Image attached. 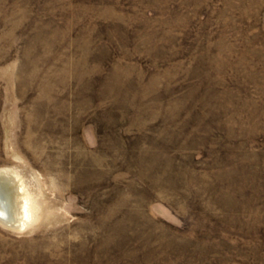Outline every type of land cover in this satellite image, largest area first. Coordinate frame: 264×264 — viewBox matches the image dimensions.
<instances>
[{
	"label": "rangeland",
	"instance_id": "rangeland-1",
	"mask_svg": "<svg viewBox=\"0 0 264 264\" xmlns=\"http://www.w3.org/2000/svg\"><path fill=\"white\" fill-rule=\"evenodd\" d=\"M0 264H264V0H0Z\"/></svg>",
	"mask_w": 264,
	"mask_h": 264
},
{
	"label": "bare ground",
	"instance_id": "bare-ground-1",
	"mask_svg": "<svg viewBox=\"0 0 264 264\" xmlns=\"http://www.w3.org/2000/svg\"><path fill=\"white\" fill-rule=\"evenodd\" d=\"M0 219L1 220H6V215L1 209H0Z\"/></svg>",
	"mask_w": 264,
	"mask_h": 264
}]
</instances>
